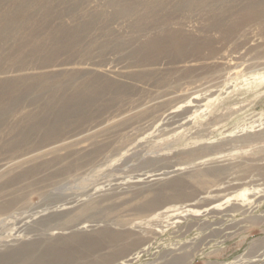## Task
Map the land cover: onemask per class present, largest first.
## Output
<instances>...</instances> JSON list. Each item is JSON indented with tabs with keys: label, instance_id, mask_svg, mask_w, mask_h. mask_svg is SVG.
<instances>
[{
	"label": "rangeland",
	"instance_id": "obj_1",
	"mask_svg": "<svg viewBox=\"0 0 264 264\" xmlns=\"http://www.w3.org/2000/svg\"><path fill=\"white\" fill-rule=\"evenodd\" d=\"M71 237L79 264H264V0H0V264Z\"/></svg>",
	"mask_w": 264,
	"mask_h": 264
},
{
	"label": "bare ground",
	"instance_id": "obj_2",
	"mask_svg": "<svg viewBox=\"0 0 264 264\" xmlns=\"http://www.w3.org/2000/svg\"><path fill=\"white\" fill-rule=\"evenodd\" d=\"M166 41H165V39L164 40H162V41H153V42H151V43H148L147 44V48L148 49H151V50H153V51H155V52H165V50L167 51V50H172V49H177V48H180V47H183V46H185V45H187V44H190V43H183L184 42V39H183V37L180 39V37L178 36L177 38H176V40H175V42H178V43H165ZM182 42V43H181ZM3 107V106H2ZM171 108H173V106L171 107ZM63 111L61 112V114H67L68 113V111L70 110V109H67V110H64V108L62 109ZM61 111V110H60ZM46 122H48V121H46ZM46 122H39L38 124H32L28 129H27V132H26V134H28L27 136H25V137H29V135L31 134V133H39V134H41L42 133V135L44 136V137H46V136H48V134H57V131H58V125H59V120H55L54 122H52V123H46ZM50 124V125H49ZM94 131H95V129H94ZM59 132V131H58ZM92 132V131H91ZM22 136H23V134H22ZM42 136V137H43ZM68 142V141H67ZM60 144V143H59ZM62 144H64V143H62ZM67 144V143H66ZM56 145V144H55ZM65 145V144H64ZM53 146H54V144H53ZM51 148H52V146H50ZM49 147V148H50ZM63 147V146H62ZM46 148V147H45ZM50 148V149H51ZM48 148H46V150H47ZM49 149V150H50ZM41 151H43V150H41ZM40 151V152H41ZM45 151V150H44ZM43 151V152H44ZM50 152V151H49ZM42 153V152H41ZM36 154V153H35ZM39 154V153H38ZM37 155V154H36ZM40 155V154H39ZM13 161V160H12ZM15 161H17V159L15 160ZM14 162V161H13ZM21 162V161H20ZM19 163V162H18ZM15 165V164H14ZM10 167V166H9ZM154 206H155V203H153V204H151L150 206H149V208L151 209V208H154ZM152 210V209H151ZM154 210V209H153ZM152 210V211H153ZM226 213V212H225ZM100 234V233H99ZM106 235H108L109 236V238L110 239H112V240H119V237H121V236H123V234L122 233H115V234H109V233H107ZM101 236H105V234H102ZM107 236V237H108ZM78 238H79V236H78ZM72 239V240H71ZM71 239H69V240H63V243H62V248L60 247L59 249H52L53 250V252L51 253V254H53V256H55L58 260H56L55 261V264H79V262H77V260H76V256H78V254L79 255H81L82 254V250L78 253L77 252V250H76V248H79V247H82V248H88V246L90 245V242H86V241H84V242H79L80 240H75L73 237H71ZM87 239V238H86ZM84 245V246H83ZM85 246H87V247H85ZM176 250V249H175ZM20 251V253H16V255H13L14 256V258H15V256L17 257V255L19 254V256H18V258L16 259L17 260V262L19 261V262H26V259L28 258V256H30L31 254H32V252H31V250H30V248L29 247H23L22 249H20L19 250ZM48 254V253H47ZM47 256V255H46ZM13 258V257H12ZM13 258V259H14ZM12 259V260H13ZM16 260H14L13 262H12V264H15V261ZM5 264H9V262L8 263H5Z\"/></svg>",
	"mask_w": 264,
	"mask_h": 264
}]
</instances>
